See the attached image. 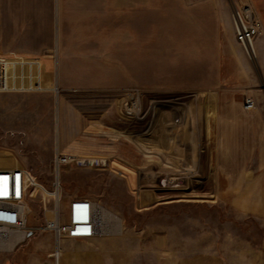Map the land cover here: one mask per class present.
I'll list each match as a JSON object with an SVG mask.
<instances>
[{
    "label": "rangeland",
    "instance_id": "rangeland-1",
    "mask_svg": "<svg viewBox=\"0 0 264 264\" xmlns=\"http://www.w3.org/2000/svg\"><path fill=\"white\" fill-rule=\"evenodd\" d=\"M233 2L245 3L220 0L228 17L221 25L237 62L222 55L231 79L212 86L187 69L190 59L204 64L212 56L204 51L213 45L212 23L190 20L178 0H0V58L34 59L18 62L32 77L22 87L33 89L0 91V165L21 164L48 188L57 150L85 157L89 163L62 170L65 204L92 198L119 219L100 243L66 238L74 250H100L102 264H181L201 253L222 264H264V151H253L243 188L229 183L234 194L261 191L247 193L255 206L241 211L220 197L221 95L261 112L264 124V20L256 15L262 31L253 61L236 34L229 37ZM248 97L254 109H246ZM142 205L160 209L142 214ZM51 206L32 185L28 236L0 252V264L53 254L44 229ZM127 226L135 235L128 242Z\"/></svg>",
    "mask_w": 264,
    "mask_h": 264
},
{
    "label": "built area",
    "instance_id": "built-area-1",
    "mask_svg": "<svg viewBox=\"0 0 264 264\" xmlns=\"http://www.w3.org/2000/svg\"><path fill=\"white\" fill-rule=\"evenodd\" d=\"M232 17L235 34L246 55L253 61L258 57L256 37L262 26L253 7L248 3H232ZM34 60L18 56L0 58V91H24L29 80L28 65L20 60ZM31 70V69H30ZM34 89L40 86L35 75ZM26 84V88L22 85ZM246 109L256 107L252 97L246 99ZM90 160L80 155L71 156L66 151L57 150L52 160V183L46 187L34 181L30 171L21 164L0 165V252H10L28 236L27 206L32 185L38 184L49 202L52 216L47 219L44 229L51 232L55 241L53 256L57 263L61 256L62 240H86L104 235V211L107 209L97 200L88 197H71L65 204L62 191V170L67 166H82ZM48 192V193H46ZM109 211V210H107Z\"/></svg>",
    "mask_w": 264,
    "mask_h": 264
},
{
    "label": "crops",
    "instance_id": "crops-1",
    "mask_svg": "<svg viewBox=\"0 0 264 264\" xmlns=\"http://www.w3.org/2000/svg\"><path fill=\"white\" fill-rule=\"evenodd\" d=\"M178 1L181 2V8L187 5L189 6L187 9H183V11L187 12L190 20L194 19L196 22L210 21L213 27L212 48L204 50L206 53L210 52L212 56L210 58L206 57L204 64L194 62L190 59L187 67L189 73L188 75L191 78L197 73L200 75L204 73V81L200 82V84L216 86L228 82V80L231 78L228 79V76L224 75L223 73L224 66L222 55H226L228 57L230 55L235 61L237 56L235 49H232L229 41L224 40L227 32L224 35V29L221 25V22L228 19V17L226 19L223 17L220 0ZM240 1L250 4L253 7L256 15L259 16L260 20H264V2L259 3L257 0ZM228 27L229 29H232L230 32L228 31L229 37L232 34L235 36L233 25H227L226 28ZM219 100V134L222 139L221 149L218 157V165L220 166L219 180L221 181L220 197L226 202L233 203L234 206L239 208L241 211L251 210L252 207L255 206V202H253L254 198L249 199L250 196L255 192L261 193V191L255 190L254 192L252 190L245 191L243 189L240 192L237 190L234 194L235 191L229 190V183H237L235 184L236 189H239L240 187L243 188L244 183L247 181L245 168L253 161V151L256 149L264 151V124L262 113L246 112L242 109L241 104L236 100L233 94H222ZM263 160L264 158H260V165L264 164ZM262 179V177H259L257 180H254L261 181ZM254 180L251 179L250 181L254 182ZM238 183H241V185ZM247 193L252 194H249L248 196ZM136 209L142 214H146L148 212H153L154 210H159L160 208L153 205H142L141 207H136ZM128 234H131L130 236H135L132 230L128 231L127 226L124 233L126 242H128ZM141 234L140 237L142 236ZM164 238V232H162L160 235L156 234V239H158V241H164ZM93 240L94 243L101 242L98 237H94ZM61 249L62 253L60 257L62 259V264L103 263L102 253L100 250L95 248L92 250L77 251L68 245L64 239L61 242ZM52 256L53 254L51 252L43 256L38 255L30 262H32V264H52ZM126 261H128V257H126ZM181 264H222V259L214 254L201 253L194 254V256L187 258L186 261L184 260V262Z\"/></svg>",
    "mask_w": 264,
    "mask_h": 264
},
{
    "label": "bare ground",
    "instance_id": "bare-ground-1",
    "mask_svg": "<svg viewBox=\"0 0 264 264\" xmlns=\"http://www.w3.org/2000/svg\"><path fill=\"white\" fill-rule=\"evenodd\" d=\"M108 222L115 224V223H118L119 222V219L115 215H113L112 213H110V211L108 212L106 210V211H104V226H103V232L104 233L107 231V228H110V227H108ZM117 227H119V226H117ZM120 227H121V225H120Z\"/></svg>",
    "mask_w": 264,
    "mask_h": 264
}]
</instances>
